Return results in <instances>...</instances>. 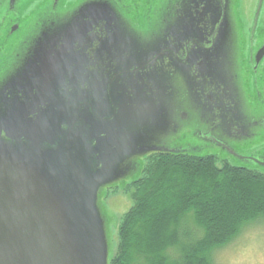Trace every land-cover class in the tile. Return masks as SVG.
Wrapping results in <instances>:
<instances>
[{"label": "rangeland", "instance_id": "1", "mask_svg": "<svg viewBox=\"0 0 264 264\" xmlns=\"http://www.w3.org/2000/svg\"><path fill=\"white\" fill-rule=\"evenodd\" d=\"M3 2L0 20H12L14 35L0 28V180L66 191L70 230L85 245L86 264H111L132 208L126 185L142 176L152 154H212L264 170V133L238 148L244 153L231 149L233 158L206 139L213 118L204 70L219 60L222 73L232 74L240 57L241 34L226 23L214 51L205 50L223 14L218 3H206L200 16V5L175 10L174 0L154 8L148 0ZM98 29L110 36L95 50L104 60L95 56L97 74L82 77L89 54L71 45ZM62 69L71 74L68 88ZM240 235L214 252V264H264V218Z\"/></svg>", "mask_w": 264, "mask_h": 264}, {"label": "trees", "instance_id": "2", "mask_svg": "<svg viewBox=\"0 0 264 264\" xmlns=\"http://www.w3.org/2000/svg\"><path fill=\"white\" fill-rule=\"evenodd\" d=\"M111 264H214L212 255L264 218V170L212 154L154 153L126 185Z\"/></svg>", "mask_w": 264, "mask_h": 264}, {"label": "flooded vegetation", "instance_id": "3", "mask_svg": "<svg viewBox=\"0 0 264 264\" xmlns=\"http://www.w3.org/2000/svg\"><path fill=\"white\" fill-rule=\"evenodd\" d=\"M47 1L48 3L55 2V5H57L61 0ZM252 1L174 0L171 4L175 10H184L188 7L194 8L200 5V16H204L206 13V10H204L206 3L216 2L220 5L223 14L217 25L208 33L213 37L209 40L210 47H205L206 51H214L212 48L217 44V35L221 32L224 23L228 24L231 29L237 28L241 34L235 36V41L237 38L240 44V46H237L240 57L236 61L237 66L233 70L234 72L232 74L230 72L222 73L223 64H219L218 60L216 63L212 62L204 70V75L207 118L208 114L213 118L208 128L209 136L206 139L214 147L225 150L235 149L236 152L241 151L242 153L244 152L238 148L250 147L264 133V0H258L253 4L250 3ZM148 2L149 6L154 8L159 0H148ZM21 3L22 0H16L14 4ZM3 4L4 2L0 3V14ZM11 21L7 17L0 20V28L5 25L8 38L14 35L11 29L8 30ZM99 31L101 32L98 29L93 33L92 43L85 45L90 63H94L95 50L100 45L96 44L97 41L94 36L99 35L101 39L103 37V35L100 36ZM1 46L3 47L4 44L1 43L0 48H2ZM5 52V49L0 51V58L1 54H6ZM201 65L203 66L202 63ZM244 103L249 106L250 111L248 109L244 110ZM220 112L224 113V117H227L230 113L231 118L220 119L217 116ZM229 155V158H233L231 154Z\"/></svg>", "mask_w": 264, "mask_h": 264}, {"label": "water", "instance_id": "4", "mask_svg": "<svg viewBox=\"0 0 264 264\" xmlns=\"http://www.w3.org/2000/svg\"><path fill=\"white\" fill-rule=\"evenodd\" d=\"M101 35L102 39L99 35L94 36L100 43L97 50L105 38L110 37L104 31ZM92 39L91 35L82 42L77 39L71 47L81 53L87 52L85 45L92 43ZM105 54L99 52L95 56L104 60ZM111 59L117 61L121 58L115 56ZM93 65L88 57L82 60L80 68H86L82 77H86L85 73L97 74ZM59 75L68 88L71 74L62 69ZM228 152L236 155L230 149ZM12 183L0 180V264H86L85 245L75 240L70 230L74 222L69 213L73 203L66 199L67 192H47L29 183H24L27 184L25 188H19L22 185Z\"/></svg>", "mask_w": 264, "mask_h": 264}]
</instances>
